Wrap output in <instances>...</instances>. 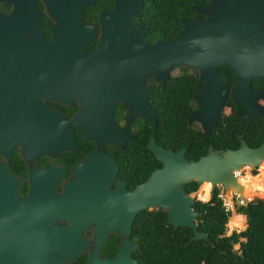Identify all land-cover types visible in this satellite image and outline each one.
Listing matches in <instances>:
<instances>
[{
    "label": "flooded vegetation",
    "instance_id": "obj_1",
    "mask_svg": "<svg viewBox=\"0 0 264 264\" xmlns=\"http://www.w3.org/2000/svg\"><path fill=\"white\" fill-rule=\"evenodd\" d=\"M83 1L75 11L70 0H0V35H5L7 53L2 59L6 65L2 66L4 71L0 70V85L3 79L26 78L28 67L25 63L28 57L24 55L22 46L24 43L35 46L39 51V55L33 60L40 63L37 66L40 71L35 72L34 75L39 77L42 81L40 84L44 85L43 88L41 87L42 91L30 90L32 93L30 92L29 99L36 105L22 103L28 102L25 94L29 89L10 88V95L6 96L4 94L8 90L0 88V96H5L4 100L0 98V108L8 109L11 113L10 119L1 116L4 118L1 119L0 125L6 129L14 126L23 128L21 139L16 136L13 138L9 155L5 157L0 152V162L5 164L7 172L14 181L16 199L14 203L4 208L3 218L8 229L13 230L11 234L9 233L10 237L37 241L36 247L40 250L37 264H45L43 258L48 264H54L59 259H62L60 261L63 264H87L90 258L109 259L124 242L128 247L127 255L132 259V264H164L167 258L164 256L156 258L155 247L162 246L161 241L164 239L172 241L182 238L185 234L182 228L173 231L181 224L172 227L166 220V212L162 206H149L131 215L125 231L116 221L112 222L115 224L109 225L111 216L107 208L114 204V200L106 199L105 193L98 194L97 189L94 190L98 182L94 181L90 186L87 185L82 175L83 169L78 171L76 166L88 162L86 156L90 150L99 149L100 156L108 159L115 168L111 178L106 181L105 188L115 191L120 187L128 192L142 182L151 170L162 164L145 146L150 136L155 143L164 148L173 151L183 148L182 156L185 159H196L205 153L208 145L213 150L237 147L238 135L249 146H257L261 142L264 144V114L256 115L245 124L237 111L245 112L247 108L229 97L235 81V72L229 64L223 62L214 65L217 76L226 88L222 107L216 112L214 124L209 127L207 133H203L199 121L186 120L183 115L184 143L177 146L172 145L169 136L162 139L154 131L159 126L171 123V116L166 113L170 111L168 97L173 89L162 86L170 78L178 79L180 86L189 91L190 98L187 99L189 111L194 109V96L200 93L199 84L202 82L196 66L176 64L167 70L168 77L163 81L155 80L150 75L144 78L147 92L144 93L143 100L145 108L149 112L152 111V119L138 113L128 116V104L134 100L131 93H128L126 98H122L124 101L112 96H91V92L88 94L90 96H83L85 92L83 86L90 82L78 80L80 83H76L77 73L74 64L76 59L75 56L70 55V48L76 39V31L80 32V37L86 36L79 45L81 49L95 48L104 30L107 31L113 26L108 23L118 19L111 13L114 6L123 10L124 1L128 6H132L136 0ZM138 1L136 13L129 17L127 30L130 38L138 30L137 36L147 44L165 39L172 40L185 23L194 19L214 20L218 15L199 10L211 0ZM213 1L220 3V0ZM235 4L245 6L244 33L247 43L250 46H264V0H246ZM80 25L89 26L90 33L87 35L81 32ZM103 74L107 76L111 73ZM249 87L251 90L258 89L261 92V96L257 95L253 101L264 108V74L251 78ZM7 105L9 107H6ZM42 113L51 114L53 117L46 116L47 119L43 120ZM161 113H164V116ZM92 114H96L93 118L97 119L90 118ZM74 115L78 116L76 118L89 117V120L83 123V120H76ZM234 115L241 120L236 119ZM219 119L225 121L227 129H231L236 145L214 148L208 137L204 151L199 153L198 146L205 141L203 134H208ZM109 121L130 133L131 138L116 144L104 141L97 146L93 138L83 137L81 126L93 124L106 126ZM62 124H65L70 131V147L55 143L54 140L58 136L55 129L52 130L54 139H46V141L40 134L41 130L33 132L28 130L29 127L35 129L39 126H52L57 129ZM234 126L237 128L240 126L245 137L238 129L234 130L232 128ZM213 130L212 133L217 132V137L219 129L214 127ZM187 134H190L189 140ZM259 137L260 140L252 144ZM91 163L97 165L95 161ZM253 168L258 172L240 174L235 169L234 180L245 187L263 192V187L253 186L249 182L261 177L264 179V166H253ZM188 181L195 182V180H187L180 183L179 187L183 193L190 195L189 207L194 209L195 200L204 201L201 200L202 195L205 191L208 192L209 184L195 182V187L187 190L185 183ZM220 187L214 185L211 193L208 192V198L214 191L217 195ZM196 215L193 220L195 226ZM121 219L122 217H118L117 221ZM188 238L183 244L189 241ZM60 240L62 243L59 242ZM166 247V251H172L170 245ZM150 253L151 257H148ZM164 253L166 255V252ZM151 259H157L158 262L152 263Z\"/></svg>",
    "mask_w": 264,
    "mask_h": 264
},
{
    "label": "water",
    "instance_id": "obj_2",
    "mask_svg": "<svg viewBox=\"0 0 264 264\" xmlns=\"http://www.w3.org/2000/svg\"><path fill=\"white\" fill-rule=\"evenodd\" d=\"M70 1L75 11L84 2L83 0ZM237 2H246V0H220V3L211 0L209 4L199 10L213 12L215 15L217 13L216 19L206 18L203 21L194 19L185 23L182 30L172 40L155 41L153 44L144 43L141 37L137 36L138 30L130 38L127 30L129 17L136 13V8L139 5L138 0L132 6H128L124 1L123 10L119 7L116 9L114 6L111 13L118 19L108 23L113 26L107 31L104 30L95 48L81 49L79 45L86 36L80 37L78 31H76L74 45L70 48V55L75 56L76 59L74 63L77 73L76 83H80L78 80L90 82L83 86L85 87L83 96H90L88 94L91 92V96L104 95L122 99L131 93L134 100L128 104V116L131 117L138 113L145 118L152 119V111L149 112L145 108L143 100V95L147 92L143 82L144 78L150 75L155 80L163 81L168 77L167 70L174 65L180 63L194 65L197 67L199 78L202 81L199 84L201 91L194 96L195 108L188 111L184 117L186 120L199 121L203 133H207L209 127L216 120V112L222 107L226 91L225 85L220 81L214 69L216 63L223 62L229 64L235 72V81L229 97L247 108L245 112L237 111L244 119L245 124L256 115L264 114V108L253 101L257 95L261 96V92L258 89L251 90L249 87L251 78L264 74V46H250L247 43L244 33L245 6L235 4ZM79 30L88 35L91 28L80 25ZM5 39V35L1 34V71H4L2 66L6 65L2 60L4 56H7ZM22 46L24 55L28 57L25 63L28 67L26 78L3 79L0 88L8 90L4 94L6 96L10 95V88L29 89L25 94L28 102L23 101L22 103L36 105L29 98L32 93L30 90L42 91L41 87H44L43 84H40L41 79L34 75L35 72L40 71V68L37 67L40 63L33 60L39 55V51L30 44L24 43ZM104 72L111 74L104 76ZM85 74L86 76H84ZM4 95L0 96L3 100ZM122 101L124 100L122 99ZM10 115L8 109L0 108V123L2 118H9ZM41 115H44L43 120L47 119L46 116L53 117L48 113ZM76 116L73 117L76 120H83V123L89 120V117L76 118ZM93 117H96V114H92L90 118L97 119ZM108 123L106 126L94 124L81 126L83 137L93 138L97 146H100L104 141L116 144L131 138L130 133L123 131L112 121ZM53 129L57 130L58 134L54 140L55 143L59 146L70 147V131L65 124L60 125L57 129L52 126L28 128L31 132L41 130L40 134L45 141L54 139L52 137V135L54 136ZM22 130L23 128L18 126L6 129L0 125V152L3 153V156L9 155V147L15 136L21 139ZM237 139L238 146L235 148L213 150L208 145L205 153L196 159H185L182 156L183 148H178L175 151L164 148L155 143L150 136L145 146L162 164L151 170L142 182L128 192L123 191L120 187L115 191L105 188L106 181L111 178L115 168L108 159L100 156L99 149L90 150L86 156L88 162L77 165L76 170L83 169L82 175L87 185L90 186L94 181L98 182L94 186V190L97 189L98 194L105 193L106 199L114 200V204L107 208L111 216L109 225L115 224L112 222L116 221L125 231L134 212L149 206H162L166 212V220L170 222L171 226L175 227L181 224L189 227L188 240H195L199 237H206V234L196 228L193 221L196 210L189 207L191 197L182 192L179 184L187 180H195L199 184L206 180L209 182L208 192L211 193L214 185H220L225 189L229 179L234 177L233 170L242 164L250 163L255 166L259 155L264 152L263 142L257 146H249L239 135ZM91 161L97 162V165ZM76 170L74 168L75 172ZM13 186L14 181L7 172L5 164L0 162V264H37V258L40 256V250L36 247L37 241L10 237L13 230L8 229L3 218L4 208L16 200ZM256 198L264 205V195ZM118 217H122L121 221H117ZM62 240L59 242L62 243ZM127 248L124 242L112 258L100 260L90 258L87 264H132V259L127 255ZM231 250L235 251L234 248ZM43 260L45 264H48L44 258ZM60 260L62 259L54 264H63Z\"/></svg>",
    "mask_w": 264,
    "mask_h": 264
},
{
    "label": "trees",
    "instance_id": "obj_3",
    "mask_svg": "<svg viewBox=\"0 0 264 264\" xmlns=\"http://www.w3.org/2000/svg\"><path fill=\"white\" fill-rule=\"evenodd\" d=\"M166 86L173 89L168 97V101L170 99V111L166 113L171 116V123L170 125L159 126L154 131L162 139L169 136L172 145L177 146L184 143L183 135L185 133L182 124L185 120L183 115L190 109V106L187 105L190 94L188 90L180 86L179 80L176 78H170L162 87ZM161 115L164 116V113H161ZM234 117L239 119L237 115H234ZM226 125L224 120H217L216 124L211 127L210 132L203 134V140L205 141L199 144L198 152L202 153L204 151L208 137L214 148L234 147L236 139L232 135L231 129H227ZM214 127L219 129L217 137V132L212 133ZM232 128L241 132L240 126ZM241 134L245 137L244 132H241ZM189 135L187 134V138ZM260 138L253 141L252 144H256ZM185 185L186 189L189 190L195 187V182L188 181ZM202 196L201 200L204 201L195 200L193 207L197 210L196 227L203 231L206 237L189 240L186 244H183V241L190 235V229L178 225L173 231L182 228L185 232L184 236L178 240L164 239V241H161L162 246L156 245L155 247V257H166L167 261L164 264H264V205L262 202L258 198H252L244 203L235 204L234 209L236 212L243 214L244 217L235 215L239 220L238 222L231 221V226L235 229L244 227L237 231L231 230L228 234H225L224 224L229 210L225 209L220 203L215 191L209 198L206 191ZM244 220L245 225H243ZM233 243H237L234 252L231 250ZM169 245L171 252L166 251V246ZM164 252H166V255ZM148 257H151V253ZM154 261L158 262L157 259H151L152 263ZM147 262L149 261L147 260Z\"/></svg>",
    "mask_w": 264,
    "mask_h": 264
},
{
    "label": "rangeland",
    "instance_id": "obj_4",
    "mask_svg": "<svg viewBox=\"0 0 264 264\" xmlns=\"http://www.w3.org/2000/svg\"><path fill=\"white\" fill-rule=\"evenodd\" d=\"M244 164H242L241 166H239L238 168H237V171H238V173H240V174H244V172H246V173H248V174H254V173H256V172H258V170L256 169V168H253V165H245V166H243ZM256 167V166H255ZM200 184V183H199ZM249 184H251V185H253V186H257V187H263L264 188V179H262V177L261 178H257V179H255V180H253V181H251L250 180V182H249ZM228 187H226L225 189L224 188H221L220 187V189H218V191H217V193H221V197H219V199H220V203L224 206V207H226V208H228V210H229V212H228V214H227V217H226V221H225V224H224V233L225 234H228L231 230H234V231H237V230H239V229H242V228H236L235 229V227L234 228H232V223H231V221L232 222H238V220H239V218L237 217V216H235V215H239V214H236V213H238V212H236V210L234 209L235 208V204H239V203H237V200L235 199V197H232V202H231V200L229 199V197H227L226 195L228 194L225 190L227 189ZM264 194V190H263V193H262V195ZM262 195H254V196H252V198H256V197H260V196H262ZM237 196V195H236ZM252 198H250V199H252ZM198 199V198H197ZM242 199V203H244L245 201H246V199H244V197H242L241 198ZM228 203V204H227ZM233 203V204H232ZM240 215H242V214H240ZM239 215V216H240ZM243 216V215H242ZM244 217V216H243ZM243 225H245V220H244V223H243ZM231 247L232 248H234L235 250H236V247H237V243H233L232 245H231Z\"/></svg>",
    "mask_w": 264,
    "mask_h": 264
},
{
    "label": "bare ground",
    "instance_id": "obj_5",
    "mask_svg": "<svg viewBox=\"0 0 264 264\" xmlns=\"http://www.w3.org/2000/svg\"><path fill=\"white\" fill-rule=\"evenodd\" d=\"M247 164L249 166L252 165L250 163H247ZM247 164H244V165H247ZM255 166H264V152L259 155V159H258ZM202 182L209 184V182L206 180H203ZM227 187L228 188L225 190L228 193L226 195L227 197H229L232 192H234L235 195L240 196V198L244 197V199H249L254 195H262V193H263L261 191H256V190L251 189L249 187L243 186L239 181L234 180V177H231L229 179Z\"/></svg>",
    "mask_w": 264,
    "mask_h": 264
},
{
    "label": "built area",
    "instance_id": "obj_6",
    "mask_svg": "<svg viewBox=\"0 0 264 264\" xmlns=\"http://www.w3.org/2000/svg\"><path fill=\"white\" fill-rule=\"evenodd\" d=\"M233 174H235L234 170H233ZM218 197H221V193H217ZM232 197H235V199L237 200V203H242V199H240L238 196H236L234 193H231L229 199L232 202ZM228 204V203H227ZM233 204V203H232Z\"/></svg>",
    "mask_w": 264,
    "mask_h": 264
},
{
    "label": "clouds",
    "instance_id": "obj_7",
    "mask_svg": "<svg viewBox=\"0 0 264 264\" xmlns=\"http://www.w3.org/2000/svg\"><path fill=\"white\" fill-rule=\"evenodd\" d=\"M235 175V174H234ZM250 199V198H249ZM240 204V203H239ZM224 207V206H223ZM225 209H228V208H226V207H224ZM244 216V215H243Z\"/></svg>",
    "mask_w": 264,
    "mask_h": 264
}]
</instances>
